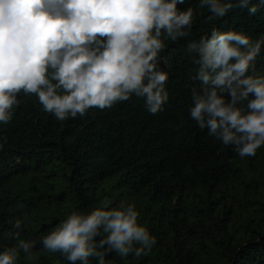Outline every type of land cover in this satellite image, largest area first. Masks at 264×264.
<instances>
[{"label":"clouds","instance_id":"1","mask_svg":"<svg viewBox=\"0 0 264 264\" xmlns=\"http://www.w3.org/2000/svg\"><path fill=\"white\" fill-rule=\"evenodd\" d=\"M196 2L207 12L203 22L214 23L193 36L199 14L186 0H0V124L33 95L58 121L133 100L149 114L163 112L177 70L165 57L179 45L192 69L188 120L236 158L256 156L264 149V68L257 67L264 24L255 32L217 22L264 21V0ZM26 227L17 218L0 230V264L32 262L38 251L68 264H116L113 253L146 256L157 243L136 204L107 197L72 209L35 238L23 235Z\"/></svg>","mask_w":264,"mask_h":264},{"label":"trees","instance_id":"2","mask_svg":"<svg viewBox=\"0 0 264 264\" xmlns=\"http://www.w3.org/2000/svg\"><path fill=\"white\" fill-rule=\"evenodd\" d=\"M187 3L199 14L196 36L214 22H203L207 12L196 0ZM232 23L259 32L264 21L236 15L217 26ZM172 49L170 103L156 115L133 100L58 121L34 95L23 98L0 124V230L20 218L23 235L35 238L72 209L107 197L136 204L157 239L146 256L113 253L116 264H264V149L238 159L188 120L191 62L179 45ZM36 257L17 264H68L59 253Z\"/></svg>","mask_w":264,"mask_h":264}]
</instances>
